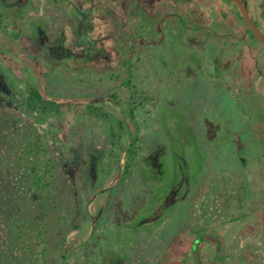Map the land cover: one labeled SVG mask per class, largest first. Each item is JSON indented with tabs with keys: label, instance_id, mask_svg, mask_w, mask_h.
Instances as JSON below:
<instances>
[{
	"label": "rangeland",
	"instance_id": "1",
	"mask_svg": "<svg viewBox=\"0 0 264 264\" xmlns=\"http://www.w3.org/2000/svg\"><path fill=\"white\" fill-rule=\"evenodd\" d=\"M51 1L0 0V176L15 191L14 198L1 191L0 200L21 201L19 216L36 190L32 161L40 158L47 174L52 159L71 210L70 264H156L165 242L161 208L173 186L181 184V190L171 203L178 215L170 230L192 222L184 211L197 196H187L186 186L210 181L222 169L240 170L262 153L264 160V46L229 0H194L200 31L226 41L203 42L204 35L188 30L164 47L152 45L131 71V90L117 46L136 18L160 24L161 5L173 0ZM243 1L264 35V0ZM64 3H70L68 11ZM78 7L87 16L80 44L68 25ZM222 44L232 45L229 56L238 52L233 65L219 56ZM74 55L90 59L79 62ZM31 87L61 103L60 111H29ZM112 96L125 105H115ZM129 100L136 107L133 119ZM120 121L138 136L126 174L125 147L132 139ZM215 220L223 221L222 212ZM253 231L263 243L261 230ZM11 245L0 219V264H27L20 259L22 245ZM49 247L48 264H65L60 245ZM245 264L256 261L249 257Z\"/></svg>",
	"mask_w": 264,
	"mask_h": 264
},
{
	"label": "flooded vegetation",
	"instance_id": "2",
	"mask_svg": "<svg viewBox=\"0 0 264 264\" xmlns=\"http://www.w3.org/2000/svg\"><path fill=\"white\" fill-rule=\"evenodd\" d=\"M44 1L48 2V4L49 2L52 4L54 3L51 0ZM241 1L245 5V2L243 0ZM232 3L235 5L236 11L242 16L237 4L234 2ZM193 4H195L194 0H173L168 2V4L166 2L163 3L161 5V12L158 14V17H161L160 24H158L159 22L146 24L143 23L140 18H136L133 21V25L129 27L130 36L128 38H121V41L124 43L117 46V49L121 52V68H123V71L128 77L127 81L129 83L125 84L127 87L131 90L136 88L132 84L133 72L131 71L137 69V64L141 63V57L146 55L147 50H149L152 45L158 47L166 46L169 40H176L181 31L187 32L188 30H192L193 32L191 35L198 32L205 36L203 42L208 41L207 43H210L209 40L211 39L217 40L218 44L226 41V37L224 39L217 34L212 35L211 32L206 30L200 31L197 22H195L199 14H197L196 6H193ZM64 7L68 11L70 9V3H66ZM169 9L174 10L170 11ZM79 12H81L79 7L74 9L73 16L69 17L70 21L68 25L70 29L74 27L72 32H74L76 42L80 44L84 43L81 38L85 35L84 30L87 16L83 15L82 12L81 15ZM80 16H84V19ZM246 26L248 27L247 24ZM248 29L251 33V28L248 27ZM154 37H157V39ZM221 47L223 48V52L219 53V48ZM231 47L232 45H218V54L220 57L230 59L231 65H233V57H235L238 52H236L234 56H229L228 51ZM82 48L84 47L82 46ZM85 49H87V46ZM74 57L77 61H84L85 63H88L90 59L89 57L85 58V55H74ZM219 67V64H215L216 71ZM228 68L230 70V66ZM110 98L113 99L115 105H125L118 99H115L114 96ZM127 104L130 108L134 102L133 100H129ZM127 134L131 138L128 131ZM125 148L128 152L131 147ZM262 154L253 159V161H249L247 164L243 165L240 170L231 171L230 169H222V172L217 177L213 174V177L211 176L212 178L208 177L210 181H206L203 184L198 183V185H189V187H185V183H183L182 188L185 187V191H189L187 196L191 193L192 195L195 193L197 199L193 201L191 206L188 205L184 211L187 213V218L192 219V222L184 223L179 226L176 225L175 230H170L167 227L172 217L175 214L178 215V209H174L171 203H173L172 201L175 195L180 192L181 184L179 185L180 187L177 184L173 186L171 191L169 190L170 195L167 193L160 214V222L163 227L162 234L165 236V242L162 244L158 257L159 259L156 264L178 260L187 264H224L223 262L226 259L233 261L234 264H245L249 257L254 259L256 264H264V231L261 221V213L264 205V160ZM124 170V174H126L125 167ZM124 174L120 176L119 181H123L124 178L122 176ZM258 186H260V189ZM219 201L222 202L221 207ZM221 212L223 221H219V224H216L215 217ZM248 218H253L254 223H248L242 228L237 225ZM257 228L262 232L261 236L263 243L258 240L257 231H253ZM248 233H250V237H252L251 244L253 245L248 242ZM85 242L86 241L80 242L79 246L87 244ZM71 246L73 247V245ZM66 248H68L67 240L64 247L61 248V260L64 261L65 264H70L68 254L65 252ZM218 258L219 262H217ZM123 263L124 262H121L119 264Z\"/></svg>",
	"mask_w": 264,
	"mask_h": 264
},
{
	"label": "trees",
	"instance_id": "3",
	"mask_svg": "<svg viewBox=\"0 0 264 264\" xmlns=\"http://www.w3.org/2000/svg\"><path fill=\"white\" fill-rule=\"evenodd\" d=\"M251 31V30H250ZM253 38L254 34L251 32ZM127 83H129L127 81ZM115 97V96H114ZM116 98V97H115ZM27 106L29 111L39 113L41 115L51 112H58L61 108V103L48 100L45 95L31 87L29 89V96ZM135 104L130 107L131 118H134ZM103 113H100L102 115ZM121 129L128 131L131 135L132 143L126 147H131L133 142L138 140V136L129 130L126 121H120ZM14 145V143H13ZM40 147V142L37 143ZM43 146L38 152H42ZM128 162L125 166L126 171L129 170L134 161L136 152L134 150L128 151ZM32 161L34 165L33 172L35 173V187L36 190L32 192L27 205H20L19 216L17 214L18 208L16 203L21 201L16 200H0V219L4 226L8 229L9 243L11 247L21 245L23 249L21 254V261L31 264H48L50 254V242H56L61 248L66 243L67 227L71 220L70 205L64 199L63 189H60L56 178V164L52 159L48 161L47 174L41 171L40 166L43 164L40 158H35ZM0 166V173H1ZM0 176V192L2 195L15 197V191L7 185L6 180H1ZM7 192V195L5 194ZM52 233V235H51ZM54 236V237H53ZM36 245V247H35ZM38 248L37 251H35Z\"/></svg>",
	"mask_w": 264,
	"mask_h": 264
},
{
	"label": "water",
	"instance_id": "4",
	"mask_svg": "<svg viewBox=\"0 0 264 264\" xmlns=\"http://www.w3.org/2000/svg\"><path fill=\"white\" fill-rule=\"evenodd\" d=\"M234 3L237 4V6L239 7L243 19L245 21V23L248 25V27L251 28L252 32L254 33L256 39L258 41H260L263 45H264V35L262 34V32L257 28V26L255 25V23L250 19L249 13L244 5V3L241 0H230ZM261 221H262V226H263V231H264V205L262 208V213H261ZM162 264H187L183 261H170V262H166V263H162Z\"/></svg>",
	"mask_w": 264,
	"mask_h": 264
}]
</instances>
